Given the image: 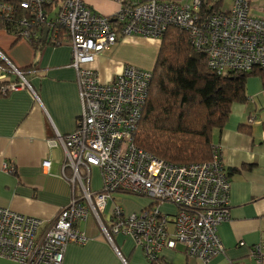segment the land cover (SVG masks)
Segmentation results:
<instances>
[{"label": "built area", "instance_id": "obj_1", "mask_svg": "<svg viewBox=\"0 0 264 264\" xmlns=\"http://www.w3.org/2000/svg\"><path fill=\"white\" fill-rule=\"evenodd\" d=\"M111 1L117 3L116 10L103 15L84 0H0V19L15 30L10 34L32 44L47 27L45 41L70 46L69 66L75 70L81 102L76 128L49 141L59 142L64 150L62 177L71 183L68 203L49 221L0 206V257L17 264H63L69 243L89 240L79 223L92 214L109 241L116 235L130 238L149 261L163 248L181 245L187 257L209 264L224 251L217 227L229 217L231 178L219 146L212 145L209 160L180 165L139 148L135 133L152 71L125 64L102 82L89 65L124 36L161 39L175 26L188 33L191 44L206 54L208 67L219 75L264 68V16L255 15L247 0L204 12L206 0ZM1 60V95L29 86L20 69L0 53ZM8 69L14 78L7 77ZM50 163L44 159L41 165L49 168ZM93 168L101 175V187L94 191ZM117 192L150 202L130 213L116 204L106 224L103 214ZM165 203L175 211H162ZM251 253L264 263V241Z\"/></svg>", "mask_w": 264, "mask_h": 264}, {"label": "crops", "instance_id": "obj_2", "mask_svg": "<svg viewBox=\"0 0 264 264\" xmlns=\"http://www.w3.org/2000/svg\"><path fill=\"white\" fill-rule=\"evenodd\" d=\"M107 1L98 0L92 6L95 9ZM247 1L255 15L264 16V0ZM216 2L217 7L223 8L225 0ZM231 2L228 0L229 6ZM160 45L158 38L124 36L111 48L100 52L91 67L102 82L121 72L125 64L152 70ZM0 53L14 67L25 71L23 76L29 83V86L0 94V206L49 221L71 196V183L62 177L64 150L59 142L49 143L57 140V133L72 132L81 111L75 70L69 66L70 46L66 42L53 45L46 41L35 48L29 41L0 28ZM262 82L264 79L260 76L247 78L246 101L231 105L225 126L213 135V144L219 146L229 172L231 188L229 217L217 227L224 251L209 264H259L251 249L264 241ZM44 159L50 160L49 168L42 167ZM66 171L69 173V169ZM100 187V172L93 168L90 189ZM112 198L103 214L106 224L113 208L115 198ZM142 208L131 204L123 207L129 213ZM79 226L89 240L82 245L69 243L63 264H142L138 255L132 257L138 248L132 240L116 235L109 241L92 214ZM161 254L166 264H202L187 257L181 245L164 249ZM0 264L17 263L0 257Z\"/></svg>", "mask_w": 264, "mask_h": 264}, {"label": "trees", "instance_id": "obj_3", "mask_svg": "<svg viewBox=\"0 0 264 264\" xmlns=\"http://www.w3.org/2000/svg\"><path fill=\"white\" fill-rule=\"evenodd\" d=\"M214 1L203 2V12L217 7ZM11 26L0 19V28L8 33L15 31ZM44 43L40 38L32 45L37 48ZM12 75L8 69L7 77ZM251 75L264 79V68L217 74L208 67L206 54L191 44L186 31L168 27L152 69L135 144L177 165L209 160L214 132L225 126L233 103L246 101L245 85ZM164 249L168 248L147 264H166L161 256Z\"/></svg>", "mask_w": 264, "mask_h": 264}, {"label": "rangeland", "instance_id": "obj_4", "mask_svg": "<svg viewBox=\"0 0 264 264\" xmlns=\"http://www.w3.org/2000/svg\"><path fill=\"white\" fill-rule=\"evenodd\" d=\"M84 1H85L86 4L92 6L93 2L98 1V0H84ZM227 2H228V0H225V4L223 6V9H228L229 5H228ZM215 3H218V2H216V0H215L214 4ZM116 8H117V3L114 2V1H111V0H108L107 2H102L100 5H97L95 10L98 13H100V14L107 15L106 13L113 12ZM132 36H137V37L145 38V39L149 38V37H144V36H140V35H132ZM89 67L92 68L91 64L89 65ZM150 71H152V70H150ZM112 197L115 198L114 201H113V206L116 205V204H119V205H122L123 207H127L128 205L131 204V205H140L141 207H144L145 205L149 204V202H150L149 199H147V198H145L143 196L134 195V194H128V193H121V194L113 193ZM160 208H161L162 211H169V212L175 211V208L172 205L167 204V203L160 205ZM136 246L139 249L135 248L137 250L132 255L133 259L137 258V255H138L139 260L142 262V264H147L148 260H147V258L145 256L144 252H143L142 247L140 245H136Z\"/></svg>", "mask_w": 264, "mask_h": 264}, {"label": "water", "instance_id": "obj_5", "mask_svg": "<svg viewBox=\"0 0 264 264\" xmlns=\"http://www.w3.org/2000/svg\"><path fill=\"white\" fill-rule=\"evenodd\" d=\"M47 31H48V28L45 27V28L43 29V35H42V40H43V41H45V37H46Z\"/></svg>", "mask_w": 264, "mask_h": 264}]
</instances>
